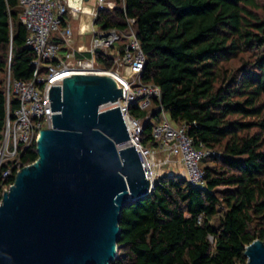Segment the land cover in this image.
Returning a JSON list of instances; mask_svg holds the SVG:
<instances>
[{
	"label": "trees",
	"instance_id": "trees-1",
	"mask_svg": "<svg viewBox=\"0 0 264 264\" xmlns=\"http://www.w3.org/2000/svg\"><path fill=\"white\" fill-rule=\"evenodd\" d=\"M21 11L19 0H0V143L20 103L13 92L7 101V72L33 77ZM127 17L135 18L146 56L141 79L161 88L149 109L130 108L143 120L142 141L156 145L161 104L174 124H190L195 147L219 154L201 162L204 187L164 174L149 194L125 204L111 264H246V246L264 241V0H125L95 22L127 32ZM236 59L237 68L227 65ZM37 157L34 138L15 159L26 165ZM13 164L0 166V201L14 182Z\"/></svg>",
	"mask_w": 264,
	"mask_h": 264
},
{
	"label": "water",
	"instance_id": "water-1",
	"mask_svg": "<svg viewBox=\"0 0 264 264\" xmlns=\"http://www.w3.org/2000/svg\"><path fill=\"white\" fill-rule=\"evenodd\" d=\"M50 89L52 126L36 139L38 157L21 166L0 201V264H111L121 210L150 193L107 74L74 73ZM246 264H264V241Z\"/></svg>",
	"mask_w": 264,
	"mask_h": 264
},
{
	"label": "built area",
	"instance_id": "built-area-1",
	"mask_svg": "<svg viewBox=\"0 0 264 264\" xmlns=\"http://www.w3.org/2000/svg\"><path fill=\"white\" fill-rule=\"evenodd\" d=\"M124 2L81 0L80 8L74 9L68 0H19L20 19L29 30L25 43L35 53L34 70L29 81L12 79L7 72V101L9 103L10 92H13L19 96L20 103L14 115L8 114L6 118L0 143V166L13 160L17 171L23 166L15 159L19 150L37 139L42 128L52 126L55 111L51 110L49 92L53 85L62 84V77L74 73L107 74L121 86L122 94L104 108L119 107L129 133V139L120 146L135 144L150 182L154 183L164 174H179L190 184L204 187L201 162L219 152L203 145L195 147L187 132L190 124H174L160 104L156 109L161 111V121L152 128L156 145L142 141L143 120L134 116L130 108L138 104L141 109H149L153 100L160 98L161 88L141 79L146 56L132 26L135 18L127 17V32L101 27L95 22L99 11L113 9ZM84 9H90L94 15ZM123 36H127V40L117 46ZM108 57L110 65L105 64ZM145 118L148 119L149 114ZM10 172L9 166L3 175Z\"/></svg>",
	"mask_w": 264,
	"mask_h": 264
},
{
	"label": "clouds",
	"instance_id": "clouds-1",
	"mask_svg": "<svg viewBox=\"0 0 264 264\" xmlns=\"http://www.w3.org/2000/svg\"><path fill=\"white\" fill-rule=\"evenodd\" d=\"M68 4L70 7L74 8V9H78L80 8L81 5V0H68ZM85 12H88L90 15H94L93 12H91L90 9H84ZM86 29L82 28V31H84Z\"/></svg>",
	"mask_w": 264,
	"mask_h": 264
},
{
	"label": "rangeland",
	"instance_id": "rangeland-1",
	"mask_svg": "<svg viewBox=\"0 0 264 264\" xmlns=\"http://www.w3.org/2000/svg\"><path fill=\"white\" fill-rule=\"evenodd\" d=\"M125 40H124V38H121L117 43H116V45L118 46V45H120V44H122L123 42H124ZM247 56V55H246ZM248 57H249V55H248ZM241 62H242V59H236V60H233L231 63H228L227 65L228 66H232V68H237L240 64H241ZM217 219H214V221H216Z\"/></svg>",
	"mask_w": 264,
	"mask_h": 264
},
{
	"label": "bare ground",
	"instance_id": "bare-ground-1",
	"mask_svg": "<svg viewBox=\"0 0 264 264\" xmlns=\"http://www.w3.org/2000/svg\"><path fill=\"white\" fill-rule=\"evenodd\" d=\"M85 27L87 26V25H84Z\"/></svg>",
	"mask_w": 264,
	"mask_h": 264
}]
</instances>
